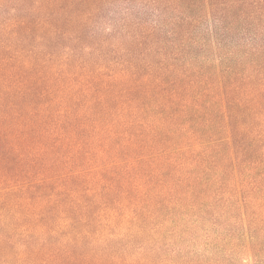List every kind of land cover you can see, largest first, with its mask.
<instances>
[{"label": "trees", "instance_id": "16d2710c", "mask_svg": "<svg viewBox=\"0 0 264 264\" xmlns=\"http://www.w3.org/2000/svg\"><path fill=\"white\" fill-rule=\"evenodd\" d=\"M212 230L264 264V0H0V264Z\"/></svg>", "mask_w": 264, "mask_h": 264}, {"label": "rangeland", "instance_id": "374dc122", "mask_svg": "<svg viewBox=\"0 0 264 264\" xmlns=\"http://www.w3.org/2000/svg\"><path fill=\"white\" fill-rule=\"evenodd\" d=\"M213 230L206 231L203 232V234H198L197 236H194L195 240L193 245L190 243V241H187L180 245H177V247H171L170 250H173V252L176 251L175 252L176 257L177 256L179 258L185 257L186 260L194 261V263H197L201 258L205 260H211L213 262H216L217 264H234V262L236 264H241L243 262L245 264H255L256 260L254 261L249 256H244L241 254H238L237 258L233 257L232 260L230 259L231 260L230 262L227 258H229V254L232 253L231 252L232 249L228 247L227 249L222 251L221 248H217V247H223V242L221 239H218L215 242L212 241L215 237L212 234ZM224 236L225 235H223V237Z\"/></svg>", "mask_w": 264, "mask_h": 264}]
</instances>
